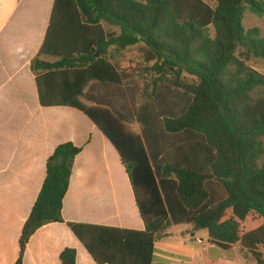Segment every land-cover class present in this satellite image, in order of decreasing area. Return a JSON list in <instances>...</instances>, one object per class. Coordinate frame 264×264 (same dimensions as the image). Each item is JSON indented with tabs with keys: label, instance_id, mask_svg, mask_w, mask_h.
Segmentation results:
<instances>
[{
	"label": "trees",
	"instance_id": "obj_1",
	"mask_svg": "<svg viewBox=\"0 0 264 264\" xmlns=\"http://www.w3.org/2000/svg\"><path fill=\"white\" fill-rule=\"evenodd\" d=\"M249 13L264 18V0H55L32 62L40 103L80 110L115 146L145 230L65 222L82 148L61 144L47 160L16 264H24L32 236L52 223H66L96 264H154L155 243L176 225L206 230L214 245L239 246L264 264V74L248 65L264 60V35L244 27ZM134 47L140 63L130 73L122 64ZM41 55L65 59L49 64ZM63 68L69 72L55 73ZM60 76L71 86L66 104L53 103ZM134 79L146 99L129 112L138 129L114 103L134 90ZM184 135L198 141L185 149ZM177 146L181 157L168 162ZM60 259L77 264V251L65 249Z\"/></svg>",
	"mask_w": 264,
	"mask_h": 264
},
{
	"label": "crops",
	"instance_id": "obj_2",
	"mask_svg": "<svg viewBox=\"0 0 264 264\" xmlns=\"http://www.w3.org/2000/svg\"><path fill=\"white\" fill-rule=\"evenodd\" d=\"M54 4L55 0H0V264H16L23 227L46 178L47 160L65 143L82 148L63 202L65 222L145 230L115 146L80 110L40 103L32 62L44 45ZM64 56L41 55L40 59L54 64L64 62ZM78 57L74 55V65H79ZM65 72L69 71H55ZM60 77L53 103L66 104L69 101L63 97L69 95L63 91L71 86L68 78ZM181 153L179 146L172 149L168 162L178 161ZM68 248L77 251V264H96L66 223L39 229L27 245L24 264H62L60 256ZM251 260L257 264L241 247L223 250L211 242L208 231L192 225L171 227L155 243L153 255L154 264H247Z\"/></svg>",
	"mask_w": 264,
	"mask_h": 264
},
{
	"label": "rangeland",
	"instance_id": "obj_3",
	"mask_svg": "<svg viewBox=\"0 0 264 264\" xmlns=\"http://www.w3.org/2000/svg\"><path fill=\"white\" fill-rule=\"evenodd\" d=\"M243 25L247 29L257 27V28L261 29V31L264 35V18H260L256 15H252L249 13L246 15V18L243 21ZM139 63H140V58L138 56V48L134 47L130 50L129 53L124 55L122 66H123L124 70H127L130 73H132L134 71V68L137 65H139ZM248 65L251 68H258L260 70L259 72L264 74V60L263 59L252 58L248 62ZM135 84L141 85L142 83H140L137 79H134L132 81V88H134V90L131 93H128V94H125L124 96L118 97L114 103L118 109L122 110L124 113H126L127 115L132 117L131 123L135 129H138L139 128L138 123L134 119L132 113L130 114L129 112L131 110H133L135 104H137V103L139 104L141 101L144 102V101H146V99L144 98V95L142 94V92L138 88H135ZM95 94L98 97L101 96L100 92H95ZM133 97H135L134 100H133ZM183 138L188 141V142H185L182 144V146L185 149L189 148V146H188L189 143L194 144L195 142L198 141V139H196L195 137H191L189 135H184ZM235 255L241 262L244 261L242 259L243 257H241L239 254L235 253ZM247 264H255V263H254V261L251 260Z\"/></svg>",
	"mask_w": 264,
	"mask_h": 264
}]
</instances>
